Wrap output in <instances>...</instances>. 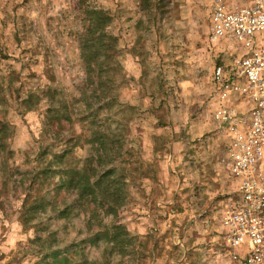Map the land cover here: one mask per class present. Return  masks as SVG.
Returning <instances> with one entry per match:
<instances>
[{
  "label": "rangeland",
  "instance_id": "1",
  "mask_svg": "<svg viewBox=\"0 0 264 264\" xmlns=\"http://www.w3.org/2000/svg\"><path fill=\"white\" fill-rule=\"evenodd\" d=\"M213 1L0 0V264L64 249L70 264H228L219 211L233 183L212 118L213 67L227 60L209 42ZM87 6L117 38L101 83L79 56ZM226 103L244 107L236 94ZM68 169L92 181L114 170L102 186L117 191L116 213L102 196L76 202L61 185ZM112 224L118 243L95 238Z\"/></svg>",
  "mask_w": 264,
  "mask_h": 264
},
{
  "label": "built area",
  "instance_id": "2",
  "mask_svg": "<svg viewBox=\"0 0 264 264\" xmlns=\"http://www.w3.org/2000/svg\"><path fill=\"white\" fill-rule=\"evenodd\" d=\"M208 37L227 60L212 71L219 86L212 118L227 135L220 163L233 183L219 211L221 239L228 264H264V0L240 7L214 0ZM231 94L242 109L227 105Z\"/></svg>",
  "mask_w": 264,
  "mask_h": 264
},
{
  "label": "trees",
  "instance_id": "3",
  "mask_svg": "<svg viewBox=\"0 0 264 264\" xmlns=\"http://www.w3.org/2000/svg\"><path fill=\"white\" fill-rule=\"evenodd\" d=\"M84 13V25L83 32L80 34V58L83 61L84 68L88 73V76H96L98 83H101L103 70L105 67L104 60L109 58L108 52L114 50V44L117 42V38L108 32H106V25L110 22L111 17L106 11L98 7H85ZM103 56V57H102ZM0 122V126H1ZM4 127L0 128V134L3 133ZM1 139V138H0ZM99 143V141L96 139ZM114 170L107 169L94 181L91 180V175L85 170L78 171L74 169H68L64 172L66 180L62 182V186L67 189H73L77 193V201L80 202L83 199L89 202H96L97 196H102L103 200L99 204L102 209L110 214H115L117 206L121 203L117 191H108L102 184H108V178L112 175ZM61 188V186H59ZM100 190V194L98 191ZM87 202V204L89 203ZM35 205V206H34ZM31 206V211L37 209L36 204ZM39 208V206H38ZM105 232L100 231L94 234L95 238H99L100 235L105 237L108 241L118 243L119 237L123 227L120 224H112L110 227H104ZM92 242V241H90ZM121 244V243H119ZM67 250H54L51 252V262L46 264H70L67 258ZM49 257V255H48ZM44 264V263H43Z\"/></svg>",
  "mask_w": 264,
  "mask_h": 264
}]
</instances>
